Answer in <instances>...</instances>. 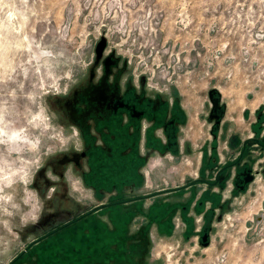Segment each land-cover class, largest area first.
Listing matches in <instances>:
<instances>
[{"label":"rangeland","instance_id":"1","mask_svg":"<svg viewBox=\"0 0 264 264\" xmlns=\"http://www.w3.org/2000/svg\"><path fill=\"white\" fill-rule=\"evenodd\" d=\"M108 52L178 101L189 151L154 156L133 195L170 192L123 204V213L104 207L76 231L42 240L106 202L66 174L76 136L60 97ZM256 137H264V0H0V264H264ZM243 147L255 179L241 191L234 168L223 180L221 166ZM70 193L73 202L63 198Z\"/></svg>","mask_w":264,"mask_h":264},{"label":"flooded vegetation","instance_id":"2","mask_svg":"<svg viewBox=\"0 0 264 264\" xmlns=\"http://www.w3.org/2000/svg\"><path fill=\"white\" fill-rule=\"evenodd\" d=\"M95 58L70 86L67 95L60 97L64 101L60 110L62 122L76 136V144L69 150L71 155L63 157V167L65 171L69 167L66 174L74 175L72 184L86 190L88 199L103 198L106 202L56 225L42 240L53 235V231H76V226L95 220L94 213L104 207L123 213V204L170 192L172 188H161L133 195L141 188L144 167L154 156L178 158L180 153L189 151L188 143L181 139L185 113L176 99L147 88L143 79H133L127 63L113 52L103 54L97 61ZM217 106V102L212 103L211 118L220 116ZM253 144L264 150V137L254 138ZM245 151L246 147L241 148L233 160L221 166L223 180L234 168V188L241 191L255 179L252 168L243 161ZM62 182L58 179L57 185ZM73 195L63 198L73 202L77 199ZM206 231L203 233L207 234Z\"/></svg>","mask_w":264,"mask_h":264},{"label":"water","instance_id":"3","mask_svg":"<svg viewBox=\"0 0 264 264\" xmlns=\"http://www.w3.org/2000/svg\"><path fill=\"white\" fill-rule=\"evenodd\" d=\"M210 95H212L211 93H210ZM212 102L214 103V104H216V100H214L213 98H212ZM202 242L204 243V244H207V234H204L203 236H202Z\"/></svg>","mask_w":264,"mask_h":264}]
</instances>
